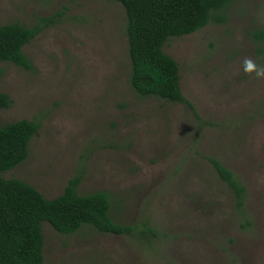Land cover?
Wrapping results in <instances>:
<instances>
[{"label":"rangeland","instance_id":"obj_1","mask_svg":"<svg viewBox=\"0 0 264 264\" xmlns=\"http://www.w3.org/2000/svg\"><path fill=\"white\" fill-rule=\"evenodd\" d=\"M58 10L24 46L33 70L0 62L12 98L0 125L40 124L28 158L2 175L48 198L79 176V193L111 192L112 217L138 228L64 234L44 222L45 264H264V79L242 66L245 57L264 66V0H235L226 22L168 39L199 117L133 88L119 1L0 0V23L33 25ZM206 156L245 185L242 208Z\"/></svg>","mask_w":264,"mask_h":264},{"label":"trees","instance_id":"obj_2","mask_svg":"<svg viewBox=\"0 0 264 264\" xmlns=\"http://www.w3.org/2000/svg\"><path fill=\"white\" fill-rule=\"evenodd\" d=\"M126 11L130 83L145 97L153 96L186 104L199 117L194 104L181 88L177 61L165 51L170 37L197 31L209 22H226L225 11L235 0H113ZM64 12L40 17L33 25L18 21L0 23V62H14L33 70L34 63L24 46L45 27L57 22ZM264 32H260L262 37ZM12 104L10 95L0 90V109ZM201 125V123H200ZM40 124L33 119H19L0 125V264H45L43 223L57 231L74 234L85 224L103 233L130 234L137 225L116 221L111 215L112 195L106 190L79 193V176L68 180L63 192L48 198L38 188L2 173L25 161L30 142ZM219 177L233 191L237 205L246 200V187L218 158L206 156ZM152 228L141 232L149 234Z\"/></svg>","mask_w":264,"mask_h":264},{"label":"clouds","instance_id":"obj_3","mask_svg":"<svg viewBox=\"0 0 264 264\" xmlns=\"http://www.w3.org/2000/svg\"><path fill=\"white\" fill-rule=\"evenodd\" d=\"M242 66L246 74L252 75L254 73L255 79H264V66L258 65L252 57H245Z\"/></svg>","mask_w":264,"mask_h":264}]
</instances>
